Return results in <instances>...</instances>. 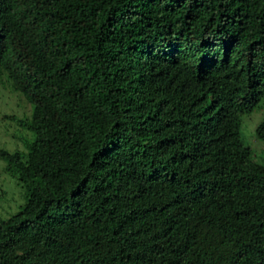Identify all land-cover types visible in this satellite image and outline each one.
Here are the masks:
<instances>
[{"label": "trees", "instance_id": "obj_1", "mask_svg": "<svg viewBox=\"0 0 264 264\" xmlns=\"http://www.w3.org/2000/svg\"><path fill=\"white\" fill-rule=\"evenodd\" d=\"M2 72L0 264H264V0H0Z\"/></svg>", "mask_w": 264, "mask_h": 264}, {"label": "rangeland", "instance_id": "obj_2", "mask_svg": "<svg viewBox=\"0 0 264 264\" xmlns=\"http://www.w3.org/2000/svg\"><path fill=\"white\" fill-rule=\"evenodd\" d=\"M11 89V83L6 73L2 72L0 74V149L10 152L24 151L25 142L31 141L33 136L18 125L17 119L30 117L32 105L23 95L12 92ZM263 118L264 98L253 112L242 116L246 125L248 142L254 154H259L264 147V142L255 137L257 125ZM4 165V162L0 160V218L16 213L19 205L25 202V200L23 201L24 189L14 178L4 173Z\"/></svg>", "mask_w": 264, "mask_h": 264}]
</instances>
